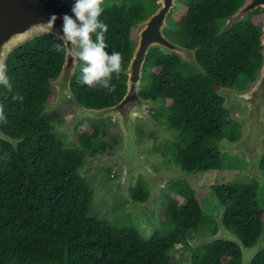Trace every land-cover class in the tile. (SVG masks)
Segmentation results:
<instances>
[{"label":"trees","instance_id":"obj_1","mask_svg":"<svg viewBox=\"0 0 264 264\" xmlns=\"http://www.w3.org/2000/svg\"><path fill=\"white\" fill-rule=\"evenodd\" d=\"M156 0H106L100 20L108 26L107 51L129 63L137 38L138 22L152 13ZM243 0H181L169 15L172 29L165 34L189 48L199 47L196 57L205 74L159 47L151 48L143 64L139 94L165 108L154 110L168 127L178 131L171 139V157L186 173L221 170L217 142L239 138L241 126L225 108L221 88L245 89L260 67L258 41L262 9H256L231 30L218 35L223 18ZM94 39V37H93ZM50 34L38 35L16 47L7 58L12 90L0 86V103L7 122L2 131L20 139L16 148L0 139V264H175L171 250L188 246L189 231H197L205 217L204 193L189 185L172 184L178 207L172 200L167 215L174 226L165 235L156 232L144 239L131 226L116 228L90 213L94 192L81 173L87 157L110 154L120 137L98 127L82 131L80 148L68 147L57 136L55 125L73 113L75 103L88 108L116 104L126 92V76L111 81L115 91L92 89L78 82L79 61L72 78V96L59 107L42 114L53 94L49 79L58 75L64 53ZM20 95L23 101H14ZM72 107V108H70ZM160 107V106H159ZM231 119L232 121H228ZM260 167L264 171V154ZM219 202L226 207L224 226L246 247L264 231V209L257 197L258 182L214 185ZM132 200L147 196L139 177L129 188ZM216 232L215 226L213 233ZM240 264V248L231 241L215 240L194 248L192 264ZM264 264V249L252 260Z\"/></svg>","mask_w":264,"mask_h":264},{"label":"water","instance_id":"obj_2","mask_svg":"<svg viewBox=\"0 0 264 264\" xmlns=\"http://www.w3.org/2000/svg\"><path fill=\"white\" fill-rule=\"evenodd\" d=\"M157 1L159 3L157 8L136 25L137 38L134 49L127 67L121 72L126 76L124 96L116 104L102 108H88L76 102L72 117L73 120H79L85 116L110 117L117 120L123 133L122 150L113 155H106L102 158L101 163L119 170L122 179L128 176L131 170H137L144 177L154 176L150 168L152 163L145 154L146 150L138 146L134 134V127L138 119L144 120L155 131H159L160 127L156 118L148 113V109L156 108V101L152 98H144L139 94L143 64L148 51L153 47H159L176 55L181 62L190 64L197 72L206 73L196 57L199 47H186L171 40L165 34V30L172 29L167 18L169 13L177 8L178 0ZM72 2L73 0H0V63L7 65L9 54L19 45L38 35L49 34L44 22L52 14L57 17L63 14L71 15ZM259 8L263 11L258 36V41L261 44L259 53L262 58L260 67L256 70V78L245 89L221 88L218 92L224 98L225 108H229L232 103L241 104L246 107V116L236 119L237 123L243 126L242 136L236 140L220 139L217 142V149L221 153L226 151L233 155L243 156L247 161L248 172L254 173L255 176H257L258 167L264 154V0H243V3L233 13L223 18V24L218 32V35H221L231 30L237 23L245 20L250 13ZM61 24L62 21L57 19L56 30L60 29ZM78 65L79 61L64 55L58 75L49 79L54 101L45 106L42 114L57 109L63 103L65 93L69 92L70 96L73 95L71 82ZM0 139L11 143L14 148L20 142V139L6 135L1 129V124ZM82 174L85 176L84 172ZM151 201L152 198L149 196L144 201L132 200L131 205L135 208L141 206L147 208ZM225 209L226 207L222 205L219 214L220 224L217 222L216 232L209 237L199 239L195 244L198 246L215 240L231 241L240 248L241 263L252 264L253 258L264 247V231L261 232L254 245L246 247L237 235L224 226Z\"/></svg>","mask_w":264,"mask_h":264},{"label":"rangeland","instance_id":"obj_3","mask_svg":"<svg viewBox=\"0 0 264 264\" xmlns=\"http://www.w3.org/2000/svg\"><path fill=\"white\" fill-rule=\"evenodd\" d=\"M115 1L118 5L121 4V0ZM155 4L159 5L157 0ZM180 4L181 0H178L177 7ZM177 9L175 8L174 10ZM168 20L169 18H167ZM64 95V101L59 107L68 108L69 106L66 105L65 101L71 94L68 92ZM52 101H54L53 95L49 102L51 103ZM159 106L156 105V108L158 107L160 110ZM156 108L148 109V113L153 115L152 112ZM74 111L75 106H73V113ZM229 112L230 116L236 121V119L246 116V107L232 103L229 106ZM73 113L67 119L57 122L55 125L57 136L66 146L80 148L81 141L79 136L81 132L90 131L92 127H101L103 131L115 133L120 137V144L110 154L113 155L122 150L123 133L116 119L85 116L82 119L73 120ZM156 120L160 124L159 131H155L141 119L137 120L134 127L137 144L140 148H145L146 157L152 163L150 168L154 176L148 175V177H144L137 170H131L128 176L122 179L119 170L101 163L102 158L108 154H98L95 157L86 158L81 173L84 172L87 182L94 192L90 213L100 220L110 221L116 228L121 229L132 226L144 239L152 238L156 232L163 236L174 226V223L167 215V207L170 202L176 200L180 208L185 205L184 200H177L172 184L175 182L187 184L195 192L204 193L203 211L205 217L195 233L192 230L189 231L187 235L188 246L184 249L182 248L181 251L172 249L171 254L174 257L175 264H192V255L197 245L195 242L214 234L213 227L215 226L217 229V222L219 223L220 221L219 214L222 205H220L216 197L214 185L230 182H248L254 179L258 182L257 199L260 203V201L264 200V171L259 165L257 176H255L254 173L248 172L247 161L243 156L233 155L224 151L221 153L223 167L221 170L198 171L186 174L171 157L173 147L170 145V141L177 136L178 131L169 128L163 118H156ZM228 121L232 120L228 119ZM242 132L243 126H241L239 138L242 136ZM139 177L142 178V183L148 187V197L152 198L151 204L147 208L144 206L135 208L131 205L132 199L130 198L129 188L137 183ZM226 264L231 263L227 262ZM240 264L242 263L240 262Z\"/></svg>","mask_w":264,"mask_h":264},{"label":"clouds","instance_id":"obj_4","mask_svg":"<svg viewBox=\"0 0 264 264\" xmlns=\"http://www.w3.org/2000/svg\"><path fill=\"white\" fill-rule=\"evenodd\" d=\"M105 0H73L71 15L60 17L52 14L45 23L49 34L53 36V48L57 53L82 61L78 82L89 88H100L107 93L115 91L111 83L114 76L119 78L123 71V56L118 51L109 53L106 43L108 26L100 20ZM57 19L62 21L59 30L55 28ZM94 37V39H93ZM0 86L11 91L12 83L8 75L7 65L0 63ZM14 101H23V97L15 95ZM158 105V103L156 102ZM5 108L0 103V124L6 123Z\"/></svg>","mask_w":264,"mask_h":264},{"label":"flooded vegetation","instance_id":"obj_5","mask_svg":"<svg viewBox=\"0 0 264 264\" xmlns=\"http://www.w3.org/2000/svg\"><path fill=\"white\" fill-rule=\"evenodd\" d=\"M162 107L163 108H165V106L162 104V105H160V109H162ZM152 114H153V116H154V114H155V112H152ZM155 117V116H154ZM172 146V145H171ZM185 172V171H184ZM147 192H148V187H147ZM131 199H133L132 197H130ZM148 198V194H147V196L145 197V198H143V199H139V200H146ZM263 198V197H262ZM178 204V203H177ZM220 205H222L221 203H220ZM260 205L263 207V209H264V200H262V201H260Z\"/></svg>","mask_w":264,"mask_h":264}]
</instances>
